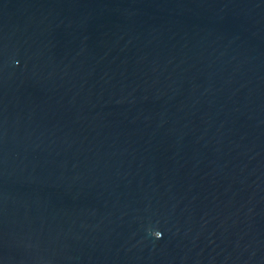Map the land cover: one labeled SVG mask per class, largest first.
<instances>
[{"label": "water", "instance_id": "obj_1", "mask_svg": "<svg viewBox=\"0 0 264 264\" xmlns=\"http://www.w3.org/2000/svg\"><path fill=\"white\" fill-rule=\"evenodd\" d=\"M0 264H264V0H0Z\"/></svg>", "mask_w": 264, "mask_h": 264}]
</instances>
